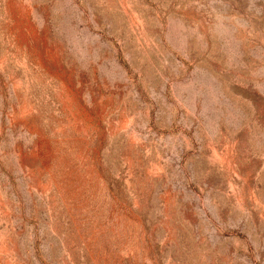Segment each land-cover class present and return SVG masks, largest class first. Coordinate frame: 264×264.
<instances>
[{
  "label": "rangeland",
  "instance_id": "374dc122",
  "mask_svg": "<svg viewBox=\"0 0 264 264\" xmlns=\"http://www.w3.org/2000/svg\"><path fill=\"white\" fill-rule=\"evenodd\" d=\"M0 264H264V0H0Z\"/></svg>",
  "mask_w": 264,
  "mask_h": 264
}]
</instances>
